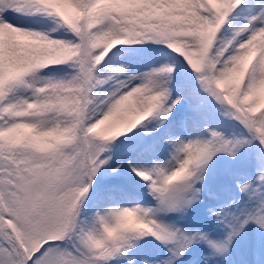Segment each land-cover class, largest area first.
<instances>
[{
	"label": "snow or ice",
	"instance_id": "obj_1",
	"mask_svg": "<svg viewBox=\"0 0 264 264\" xmlns=\"http://www.w3.org/2000/svg\"><path fill=\"white\" fill-rule=\"evenodd\" d=\"M0 264H264V0H0Z\"/></svg>",
	"mask_w": 264,
	"mask_h": 264
},
{
	"label": "rangeland",
	"instance_id": "obj_2",
	"mask_svg": "<svg viewBox=\"0 0 264 264\" xmlns=\"http://www.w3.org/2000/svg\"><path fill=\"white\" fill-rule=\"evenodd\" d=\"M107 128H108V125H104V126L101 127V129H98L97 131H103V130H105Z\"/></svg>",
	"mask_w": 264,
	"mask_h": 264
}]
</instances>
